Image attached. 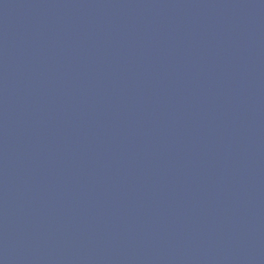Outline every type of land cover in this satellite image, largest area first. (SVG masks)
I'll return each instance as SVG.
<instances>
[{"label": "water", "instance_id": "obj_1", "mask_svg": "<svg viewBox=\"0 0 264 264\" xmlns=\"http://www.w3.org/2000/svg\"><path fill=\"white\" fill-rule=\"evenodd\" d=\"M0 264H264V0H0Z\"/></svg>", "mask_w": 264, "mask_h": 264}]
</instances>
